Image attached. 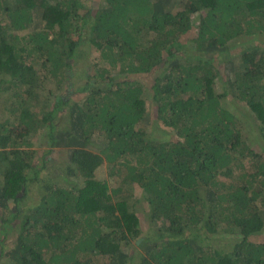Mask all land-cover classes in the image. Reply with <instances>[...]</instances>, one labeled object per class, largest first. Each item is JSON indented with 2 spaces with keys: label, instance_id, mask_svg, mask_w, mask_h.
Masks as SVG:
<instances>
[{
  "label": "trees",
  "instance_id": "16d2710c",
  "mask_svg": "<svg viewBox=\"0 0 264 264\" xmlns=\"http://www.w3.org/2000/svg\"><path fill=\"white\" fill-rule=\"evenodd\" d=\"M5 97L0 264H264V0H0Z\"/></svg>",
  "mask_w": 264,
  "mask_h": 264
},
{
  "label": "rangeland",
  "instance_id": "374dc122",
  "mask_svg": "<svg viewBox=\"0 0 264 264\" xmlns=\"http://www.w3.org/2000/svg\"><path fill=\"white\" fill-rule=\"evenodd\" d=\"M244 39H248V38H244ZM235 45H236V47H234V49L232 51L236 52V54H237L243 48V46H240L238 42H236ZM218 67L220 69L219 70L220 74H218V77L216 79L215 87L217 88L218 91H221L222 90V82L225 78V70H224L223 63L220 64ZM5 100H6V97L0 99V119H2V117H5L6 115H8V112H6V108L4 105ZM149 100H150V97H148V101ZM1 101H3V102H1ZM230 101H227L224 103L226 107L229 106ZM153 107H154V103L149 101L148 111L151 112ZM233 110H235L237 117L241 121V124L243 127V136H244L246 142L257 151L264 150V144H263V141H262V139L258 133V129L256 126V120L253 117V115H250L246 108L238 106V105L235 106ZM151 124L152 125L149 126L150 132L148 131V133H150V135L157 136L160 134L164 138L165 137L164 131H166L167 133L169 132L168 129L163 128L160 125V126H157L159 133H151L152 126H153L154 122ZM160 130H162V133H160ZM34 147H37V145H35ZM51 156L53 159H52V163L49 167V174L52 175L51 178H55V177L60 178L61 174H63L62 169L64 168V165H65L66 155L62 151L59 152L58 154L56 153V151H54L53 153H51ZM104 173L106 174V167H104ZM129 194H131L133 197H135L138 200L136 203V205H137L136 207L138 209L137 211H138L139 217L141 219L143 229H145L149 224L148 218L146 217L147 203H146L145 195L143 194L141 189L138 188L137 186H133V188L130 190ZM37 195H38L37 193L33 194V196L36 197L33 199V200H35V202H37L36 201L37 197H38ZM213 236L214 237L212 238L211 243L216 248H222V247L228 248L235 242V238H234L235 235L230 234L228 232H223V231L217 232ZM252 238L256 241H264V228L258 234L253 235ZM0 262H2V260Z\"/></svg>",
  "mask_w": 264,
  "mask_h": 264
}]
</instances>
